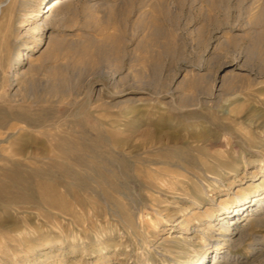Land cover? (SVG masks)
Here are the masks:
<instances>
[{
    "label": "rangeland",
    "instance_id": "374dc122",
    "mask_svg": "<svg viewBox=\"0 0 264 264\" xmlns=\"http://www.w3.org/2000/svg\"><path fill=\"white\" fill-rule=\"evenodd\" d=\"M51 1L0 0V264H264V199L214 218L264 192V0Z\"/></svg>",
    "mask_w": 264,
    "mask_h": 264
},
{
    "label": "bare ground",
    "instance_id": "6f19581e",
    "mask_svg": "<svg viewBox=\"0 0 264 264\" xmlns=\"http://www.w3.org/2000/svg\"><path fill=\"white\" fill-rule=\"evenodd\" d=\"M65 1V0H64ZM63 0H53V1H51V3L49 4L50 6H49V8H48V11L49 10H51V9H54V8H56L58 5H60V4H62L63 2H64ZM67 3V2H66ZM63 6V5H62ZM60 7V6H59ZM58 9V8H57ZM46 23V22H45ZM44 24V23H43ZM41 25V24H40ZM143 136V135H142ZM165 137H168V136H165ZM172 137H174V136H172ZM167 140V139H166ZM174 140H176L177 141V139H174ZM215 140V139H214ZM170 141V140H169ZM171 141H173V140H171ZM175 141H173V143H174ZM128 143V142H127ZM130 143H132V142H130ZM167 143V142H166ZM172 143V142H171ZM177 143V142H176ZM134 144H136V143H134ZM137 145V144H136ZM176 145V144H175ZM169 146V145H168ZM129 147H131V146H129ZM167 146H165V148H166ZM128 148V147H127ZM140 148V147H139ZM139 148H137L136 150H138ZM132 149V148H131ZM160 149V148H159ZM132 151V150H131ZM141 151V150H140ZM130 152V151H129ZM132 153V152H131ZM135 153V152H134ZM161 154H162V152H161ZM160 156V155H159ZM162 156V155H161ZM160 156V157H161ZM171 156V155H170ZM173 157H174V159L176 158V159H178V156H179V153H178V155L176 154V156L177 157H175L174 155H172ZM168 157V156H167ZM173 157H171V158H173ZM163 158V157H162ZM186 157H184V159H185ZM191 158V157H190ZM164 159V158H163ZM165 159L167 160V158H166V156H165ZM170 159V158H169ZM183 159V158H182ZM145 161V160H144ZM172 161V160H171ZM175 162H176V160H174ZM178 161V160H177ZM164 162V161H163ZM170 162V161H169ZM173 162V161H172ZM167 163H168V161H167ZM174 163V162H173ZM177 164V163H176ZM176 164H174V165H176ZM171 165H173V164H171ZM180 167V166H179ZM263 167V166H262ZM181 168V167H180ZM263 171H264V169H262ZM13 180L15 179L13 176H10ZM262 180L259 182V183H257V184H255V188H257V187H259V185L258 184H262ZM261 187V186H260ZM255 191V190H254ZM1 197V196H0ZM257 197H259V198H257ZM264 197V192H263V194L261 195V197L258 195V194H256V195H253L252 197H250V195H244L243 197H241V198H239V199H237V200H235V202H234V207L232 208V210H229V208H226V207H224V208H222L221 210H219V214H217V215H215L214 216V218H216L217 217V219H219L220 221H225V219L226 218H228V216H232V219L230 220V224L231 223H233V221L234 220H236L237 219V217L238 216H242V215H244L245 213L247 214V213H249V212H252V209H251V207L252 206H254V205H256L257 203L259 204V202L260 203H262L261 202V200L262 199H264L263 198ZM262 204H260V206H261ZM259 205H257V207H258ZM253 213V212H252ZM221 216H223V217H221ZM249 216V215H248ZM251 216V215H250ZM213 219V215L212 214H208V216H207V220L208 221H211ZM208 223V222H207ZM223 224V223H222ZM207 227H211V225H207ZM185 231L187 230V229H184ZM230 238V237H229ZM216 248H218V247H216ZM215 248V249H216Z\"/></svg>",
    "mask_w": 264,
    "mask_h": 264
}]
</instances>
